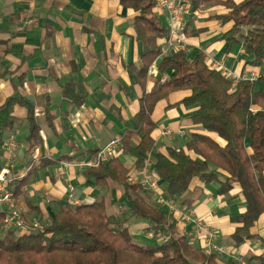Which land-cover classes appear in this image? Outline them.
Wrapping results in <instances>:
<instances>
[{
  "label": "crops",
  "instance_id": "1",
  "mask_svg": "<svg viewBox=\"0 0 264 264\" xmlns=\"http://www.w3.org/2000/svg\"><path fill=\"white\" fill-rule=\"evenodd\" d=\"M227 12L218 6L187 16L186 29L198 33L187 36L185 54L190 61L200 53L212 54L214 61L239 81H257L260 71L246 64L241 46L235 44L228 51L223 36L232 24L223 26L217 19ZM136 17L134 10L118 0H0V106L16 98V124L6 141L15 135L23 144L15 153L4 148L0 168L9 170L10 182L29 176L23 195L16 199L27 223H49L63 204L75 207L103 202L107 214L126 219L125 226L139 240L153 241L146 237L149 223L130 217V204L114 181L96 183L87 177V169L74 167L67 170L65 180L55 176L60 162L89 160L128 132L133 134L130 146L140 144L135 117L141 100L162 85L163 76L168 75L169 80L171 72L159 75L157 58L141 76L146 59L136 36ZM161 17L167 26L165 16ZM150 68L154 69L151 74ZM256 88L261 90L263 84L257 82ZM188 95L173 93L153 111L155 150L164 155L169 148L187 151L190 134L202 133L192 122L197 107L178 105ZM29 110L39 127L34 144L28 140ZM154 153L141 171L136 169L132 154L121 151L116 157L130 169L132 178L141 179L147 168L157 179ZM160 186L165 192V185L160 182ZM220 188L218 181L205 185L194 179L179 206L217 230L218 243L225 248L224 254L216 255L220 264L247 263L251 256L264 254V216L251 230L255 238L235 247L232 235L239 227L235 220L246 212V202L238 186L228 196L220 195ZM150 196V203L161 208ZM172 215L178 234L189 238L192 225L185 223L179 212Z\"/></svg>",
  "mask_w": 264,
  "mask_h": 264
},
{
  "label": "trees",
  "instance_id": "2",
  "mask_svg": "<svg viewBox=\"0 0 264 264\" xmlns=\"http://www.w3.org/2000/svg\"><path fill=\"white\" fill-rule=\"evenodd\" d=\"M118 1L137 13L134 27L146 59L141 76L157 58V73L171 72L169 80L155 86L141 100L135 117L140 144L132 148L133 134L128 132L121 151L136 158L138 171L144 169L155 151L154 172L165 185V195L178 205L194 179L205 185L218 181L219 194L226 196L238 186L246 202V212L235 220L239 227L232 235L234 246L239 247L255 238L251 230L264 216V0H191L192 12L218 6L228 11L217 17L223 26L232 24L223 36L228 51L240 45L246 64L261 74L257 81L240 80L236 84L210 68L202 53L192 61L182 52L160 57L168 28L155 2ZM196 33L186 29L187 36ZM257 82L263 84L261 90L256 88ZM181 91L189 95L178 105L197 107L192 122L202 133L190 134L187 151L169 148L164 155L155 150L153 133L157 125L152 114L160 101ZM16 101L12 97L0 106V155L16 124ZM28 119V140L34 144L39 127L32 110ZM86 175L96 183L112 180L122 187L123 199L130 204V217L148 222V232H154L153 246L140 244L125 226L127 220L109 216L103 202L75 207L63 204L49 223L42 222L41 229L29 231H5V214L0 211V264H220L216 255L195 248L186 236L178 234L173 215L150 203L149 191L140 183L132 184L130 169L117 157L98 168H88ZM28 182L29 176L8 183L15 199L23 195ZM165 236L169 240L160 242L159 237ZM247 264H264V254L251 256Z\"/></svg>",
  "mask_w": 264,
  "mask_h": 264
},
{
  "label": "built area",
  "instance_id": "3",
  "mask_svg": "<svg viewBox=\"0 0 264 264\" xmlns=\"http://www.w3.org/2000/svg\"><path fill=\"white\" fill-rule=\"evenodd\" d=\"M156 4V10L167 20L168 38L165 40L160 57L166 56L170 52L187 51V34L185 19L192 13L191 0H153ZM200 10L194 12L196 15ZM205 60L210 68L220 71L224 76L231 79L235 84L239 80L234 74L228 70L223 64L215 62L212 54H206ZM154 69L150 68L151 74ZM168 75L160 79V84H164L168 80ZM253 81V80H250ZM5 151L15 153L23 148V144L19 143L15 135L6 141ZM122 149V139L110 141L105 147L101 148L89 160L83 161H62L56 168L55 176L59 180L66 179V173L69 168L88 169L98 168L101 165L114 159ZM147 169V168H146ZM142 173L141 179L132 178V184L140 183L144 186L154 198L156 204L165 208L169 213L179 212L182 220L185 223L192 225V231L188 233V240L194 247L199 246V249L209 255H222L225 253V248L218 243V232L215 228L205 225L200 219L181 209L175 200L168 198L165 192L161 189L160 181L149 175L147 170ZM9 170L0 168V211L4 212V230H33L41 229L42 225L39 222L27 223L23 218L22 212L19 209L14 193L9 189L7 178ZM73 187H69V191L73 192ZM146 237L150 240L155 239L153 231L147 232ZM169 240V236L159 237V241L165 243ZM239 264H247L245 261H240Z\"/></svg>",
  "mask_w": 264,
  "mask_h": 264
},
{
  "label": "rangeland",
  "instance_id": "4",
  "mask_svg": "<svg viewBox=\"0 0 264 264\" xmlns=\"http://www.w3.org/2000/svg\"><path fill=\"white\" fill-rule=\"evenodd\" d=\"M134 220L135 221H137V220L140 221L139 219H136V218H134ZM135 221H133V222H135ZM139 243L142 244V245H145V246H153V242L152 241H148L145 238H140Z\"/></svg>",
  "mask_w": 264,
  "mask_h": 264
}]
</instances>
